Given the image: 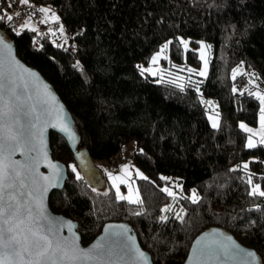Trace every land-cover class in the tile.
Returning <instances> with one entry per match:
<instances>
[{
    "label": "trees",
    "instance_id": "trees-1",
    "mask_svg": "<svg viewBox=\"0 0 264 264\" xmlns=\"http://www.w3.org/2000/svg\"><path fill=\"white\" fill-rule=\"evenodd\" d=\"M56 6L68 40L60 45L61 24L40 48L31 44L32 32L9 33L17 55L35 68L69 110L79 136L78 150L96 163L117 155L134 141L131 158L147 179H136L142 204L117 200L105 180L98 189L69 165L77 166L66 140L49 133L52 157L68 169L64 187L52 191L53 211L78 223L84 244L94 239L104 223L128 222L153 264H182L194 237L210 226L230 231L253 248L264 264V197L249 195L248 177L264 187V145L247 149V132L238 122L255 125L264 94V0H33ZM178 35L211 46L209 70L183 89L143 74L146 62L166 39L175 70L196 69L195 48L183 58ZM79 63V67H74ZM244 72L230 78L234 66ZM254 74L255 86H248ZM233 85L236 91H233ZM200 90V93L198 92ZM200 96L218 106L219 127H210ZM251 155L256 160L243 162ZM171 175L186 193L195 188L192 203L180 199L183 220L177 219L173 197L162 192ZM141 212L140 215L135 213ZM161 216H166L164 221Z\"/></svg>",
    "mask_w": 264,
    "mask_h": 264
},
{
    "label": "snow or ice",
    "instance_id": "snow-or-ice-1",
    "mask_svg": "<svg viewBox=\"0 0 264 264\" xmlns=\"http://www.w3.org/2000/svg\"><path fill=\"white\" fill-rule=\"evenodd\" d=\"M19 2L23 5L29 4V0H19ZM38 11L44 13L42 23L59 19L54 12L49 17L50 9L48 8L41 7ZM19 14L16 13V15ZM0 19L4 17L0 16ZM6 19L11 21L13 17L8 15ZM28 27L29 22L25 21L20 30ZM13 30L19 35L20 30ZM30 30L36 31L34 27ZM60 31H63L62 26ZM170 43L172 42L168 41L164 44L161 52L152 57V64L157 63L160 55ZM180 43L187 49L188 41L181 40ZM210 47L201 42L200 59L204 61V68L198 73L201 76L206 75L207 72L206 49ZM74 67H79V63ZM17 69L33 78L34 83H41L35 72L23 68L15 60L12 56L11 44L3 35H0V264H148L146 254L135 246L134 237L127 235L128 230L123 225L119 226L122 231L110 234V243H95L87 249L80 247L79 237L72 232L71 222L66 225L71 238L60 235L59 229L55 227L54 221L47 214L44 203V194L49 188L56 186V178L60 173L59 167L48 160L47 151L43 148L44 130L49 126L59 128L60 131L68 133L72 139H74V134L70 132L64 121L62 109L57 110L55 123L49 125L48 121H42L43 115H51V113L38 112L34 104L27 103L31 100V96L25 98L19 90L18 81L23 79V75L18 76ZM145 71L151 72L152 75L157 74L151 68H141V73ZM189 71L194 70L189 69ZM238 74H240L239 70L233 69V79ZM170 82L176 83V80ZM177 86L183 89V84H177ZM43 89L48 100L55 103V97L48 86L43 85ZM233 91L236 89L233 88ZM249 94L254 95L260 102L259 129L254 130L243 123L240 125L243 131L250 133L246 147L251 149L257 147L258 144L264 145V94L260 91ZM202 102L214 108L213 101ZM218 117L219 113L209 116L213 128L219 127ZM254 136H259V140H254ZM37 145L40 146L39 150ZM17 152L25 157L23 162L12 159ZM32 152H38V156L31 157L29 154ZM40 159L46 161L47 166L53 170L51 176H44L36 171ZM69 167L76 172L74 166L69 165ZM242 167L247 169L248 164L245 163ZM122 170L127 173L126 167ZM136 174L141 179H147L139 170ZM109 175L111 177V174ZM76 178L81 179L79 173H76ZM111 178L114 181L119 180L120 183H127L120 177ZM161 179L170 180L169 177H161ZM247 183L252 184L251 176L248 177ZM113 186L117 188V200H126L130 204L143 203L138 193L133 197L131 186H129V195H122L115 183ZM161 191L173 199L176 197V193L168 187L162 188ZM249 195L264 197V191L261 190L259 184H256L252 186ZM188 199L195 204L200 197L193 189ZM162 211H171V206ZM182 212L183 210L177 214V219L183 220ZM140 214L141 212L135 213V215ZM166 219V216L160 217L161 221ZM106 231H108L107 228ZM199 244L198 240L197 245ZM234 248L235 245L212 241L210 245L200 248L194 246L193 251L197 255L190 259L193 260V264H207L208 260H226L236 254L233 251ZM243 255L248 258L250 264H255L257 261L254 251H245Z\"/></svg>",
    "mask_w": 264,
    "mask_h": 264
},
{
    "label": "water",
    "instance_id": "water-1",
    "mask_svg": "<svg viewBox=\"0 0 264 264\" xmlns=\"http://www.w3.org/2000/svg\"><path fill=\"white\" fill-rule=\"evenodd\" d=\"M0 35H3L5 39L11 44L12 56L15 58V60L18 61L19 64L23 66V68H26V69H29L35 72L39 77V81L41 82L39 84H36L33 82V78L29 77L26 73H23L22 70L20 69L16 70L18 76L23 75V79L18 81V84L20 86L19 90L21 91L22 95L25 98H27L28 96H31V100H28L27 103L34 104L38 112H42V113L50 112L51 115L45 114L42 116V121H48L49 125L51 123L56 122L57 110L62 109L64 121L67 124L68 128L70 129V132L74 134V139H72L68 133L60 131L59 128H53L49 126L45 128L44 130L43 148L45 151H47L48 160L51 161V163L57 165L60 169V173L56 178L57 179L56 186L49 188L48 192L44 194V203H45L46 212L49 215V217L54 221L55 227L59 229L60 235L71 238V233L68 231V228L66 226L68 222H71L72 232H74L76 236L79 237L80 247L87 249L95 243H104V244L110 243L111 242V240L109 239L110 234L122 231V229L119 226L123 225L128 230L127 235L134 237L135 246L139 248L140 251L146 254L148 258V264H153L150 254L141 246L136 233L133 231L132 226L128 222H125V221L106 222L102 226L100 233L90 242H88L87 244H84L78 232V223L70 219L69 217L61 213H57L51 209L50 204H49V196L52 191L54 190L59 191L63 189L65 181L67 179L68 169H67V166L63 162H61L60 160L54 159L52 157L51 147H50V142H49L50 132H55L66 140L67 145L69 146L71 152L74 155L78 168L80 169L81 167L83 169L84 171L83 178L88 184L96 188H104L105 180H104V177L102 176L101 170L97 168L94 160H92V158L88 155V153L85 150L77 149L78 144H79V136H78V133L75 127V122L69 110L66 108L64 103L60 100L59 96L52 88V85L35 68L27 65L23 60L19 58V56L16 53L13 40L8 38L7 34L4 32V30L1 27H0ZM43 85L48 86V89L51 91L52 95L55 97V103L48 100V98L44 95ZM39 147L40 146L37 145L38 150H39ZM29 155L31 157H37L38 152H32ZM12 159L20 160L23 162L25 157L20 152H17L13 155ZM89 168H91L96 173V177L92 181H90L88 177ZM36 171L39 174H43L44 176H51L53 172V170L47 166V162L44 161L43 159H40L39 167ZM106 228L108 229V231H106ZM198 240L200 241L199 245H197ZM212 241L223 242L228 245H235V248L233 249V251L236 254L232 258H229L226 260L224 259L208 260L207 264H250V261L248 260V258H246L243 255L245 251H254L257 255V261L255 262V264H262V259L260 255L253 248H250V247H247L241 244L230 231L220 226L207 227L206 229L201 231L199 234H197L192 240L191 245L188 250V254L182 264H193V260L190 259V257H194L197 255L193 251L194 246H196L197 248H200L202 246L210 245Z\"/></svg>",
    "mask_w": 264,
    "mask_h": 264
},
{
    "label": "rangeland",
    "instance_id": "rangeland-1",
    "mask_svg": "<svg viewBox=\"0 0 264 264\" xmlns=\"http://www.w3.org/2000/svg\"><path fill=\"white\" fill-rule=\"evenodd\" d=\"M177 38H178L179 42L181 40L188 41L187 49H185V47L180 43L184 60H185L186 51L188 49H190V48H195V50L197 52V55H198V58L200 60V64H199V66L196 69H192L194 71L190 72L189 69L182 71L179 68H178V71L175 70L174 65H172V61H171V58H170V52H169L170 44H168V47L160 55L157 63L156 64H152V62H151L152 61V57L154 55H156L157 53H160L161 52V47L164 44H166L168 41H172L173 38H168V39L164 40L157 47V49L152 52V54L149 56V58L147 59L146 62L137 63V67L139 68V70L141 71V68H144V69L151 68L153 71L157 72L156 75H152L151 72H148V71L143 72V74H148V75H150L152 77H156V81H168V82H170L172 80H176V83H174V84H176V85L177 84H183V86L188 84V83H192L193 81L200 80L201 78L202 79L205 78L206 75L208 74V70H209V60H210V57H211V47L206 49V53H207V56H206V58H207V72H206V75L201 76V75L198 74L201 71V69L204 68V61H202L200 59L201 42L204 45H210V44L207 41L198 40L197 41V45L194 47L190 43V38L184 37V36H181V35H178ZM165 57H167V58H165ZM233 69H238L240 74L242 72H244V68H243L242 64H238V65L234 66L232 68V70H231V73H230V78L231 79H233ZM192 74L196 75V77H198L200 79H197L196 77L192 76ZM251 74H253V73H251ZM250 81H252V82L250 83ZM255 81L256 80H255L254 74L248 76V83H249L248 86L254 87L255 86ZM233 88L236 89V87L234 85H233ZM256 91H260V90L254 89V91H252V92L254 93ZM198 92L200 93L199 89H198ZM200 98H201V101H209L210 100V101L214 102V108H210L208 105H206L205 103L202 102L204 104V106H205V109H206V117H207L208 123H209L210 127H212V121L209 119V116L210 115L211 116H215L216 113H219L218 112L217 103L212 97L200 96ZM259 117H260V108H259V112H258V116H257V123L255 125L248 124L247 122H245L243 120H240L238 122V125L240 127L241 123H243V124L247 125L248 127L252 128L254 130H258L259 127H260ZM218 119H219V117H218ZM249 135H250V133H247L245 147H246V144L248 142ZM253 139L254 140H259V136H254ZM258 145H261V144H258ZM135 148H136L135 142L134 141H130L129 143L125 144L121 148V150L119 151V153H118L119 161L116 164H111L109 161H107L105 159L98 160L95 163L97 168L100 169L102 171V173L105 175L106 181L115 190V192H117V188L113 186L114 183L119 187V191H120V193L122 195H129L130 194L129 186H131L133 197H135V195L137 193L139 194L138 189H137V185H136V179L140 178V177L137 176V174H136L137 170H139V172L142 173L143 176H145V174L138 167H136L135 164L132 161L131 154H132V151ZM247 149H250V148H247ZM256 159L257 158H256L255 155H251L248 160L243 162V165L245 163L248 164V161H250V160H256ZM262 162H263V170H264V158L262 159ZM72 166L75 167L76 173H79L80 176H84V171H83V169L81 167L79 169L78 166H75V165H72ZM125 167L127 168V173H125L122 170ZM109 174H111V177H120L122 179H125L127 181V183H120L119 180H115L114 181L110 177ZM162 177H169L170 178V180H167L168 181V185H166L164 187H168L174 193H176V197L172 201L171 210H174L176 212V214L181 213L182 209L180 207V199L182 197H184V196L190 197L192 195V190L193 189L195 190V188H190L188 190V192L186 193L185 191H183L182 184L178 182L177 178H174L171 175H164V174L162 175ZM256 184L260 185V183H252L249 186V191H251L252 190V186L256 185ZM260 188H261L262 191H264V187L263 186L260 185ZM98 189H102V188H98ZM196 194H197V192H196Z\"/></svg>",
    "mask_w": 264,
    "mask_h": 264
},
{
    "label": "built area",
    "instance_id": "built-area-1",
    "mask_svg": "<svg viewBox=\"0 0 264 264\" xmlns=\"http://www.w3.org/2000/svg\"><path fill=\"white\" fill-rule=\"evenodd\" d=\"M9 5H11V7H9ZM41 7L50 9L49 17L51 16V13L54 12L59 18L56 6L51 4H37L33 0H29V4L23 5L19 2V0H0V16L4 17V19H0V25L4 26V28H6L9 33H16V31L13 29L20 30L25 21H28L29 27L20 30V33L22 31L32 32L31 44L34 48H40L43 45V41L46 37H50L52 34L57 32L55 29H53L54 25L61 24L60 18L54 22L50 20L47 23H42L41 21L44 19V13L38 11V9ZM16 13L20 14L16 15ZM8 15L13 17L11 21L6 19ZM61 26L63 28L62 24ZM33 27L36 29L35 32L30 30ZM68 39V34L63 28L61 36L56 40V44L60 45L64 42V40ZM118 161L119 157L117 154L113 156L109 162L111 164H116Z\"/></svg>",
    "mask_w": 264,
    "mask_h": 264
},
{
    "label": "flooded vegetation",
    "instance_id": "flooded-vegetation-1",
    "mask_svg": "<svg viewBox=\"0 0 264 264\" xmlns=\"http://www.w3.org/2000/svg\"><path fill=\"white\" fill-rule=\"evenodd\" d=\"M88 177L90 181L94 180V178L96 177V173L91 168H89Z\"/></svg>",
    "mask_w": 264,
    "mask_h": 264
},
{
    "label": "crops",
    "instance_id": "crops-1",
    "mask_svg": "<svg viewBox=\"0 0 264 264\" xmlns=\"http://www.w3.org/2000/svg\"><path fill=\"white\" fill-rule=\"evenodd\" d=\"M101 172H102V171H101ZM102 176H103L104 178H106L105 175H104L103 173H102Z\"/></svg>",
    "mask_w": 264,
    "mask_h": 264
}]
</instances>
